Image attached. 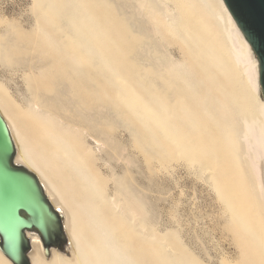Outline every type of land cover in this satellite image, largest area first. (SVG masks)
Listing matches in <instances>:
<instances>
[{"label":"rangeland","instance_id":"obj_1","mask_svg":"<svg viewBox=\"0 0 264 264\" xmlns=\"http://www.w3.org/2000/svg\"><path fill=\"white\" fill-rule=\"evenodd\" d=\"M53 1L58 7L56 11L73 24L68 36L73 39L76 35H80L92 46H98L104 56L100 64L101 99L104 106L101 107L103 113H101V123H98L103 133H101L102 141L96 143L89 137L88 145L103 156V159L108 160L107 163L112 169L106 174H114L119 182H125L135 201H141L140 203L145 206L147 250L138 257L139 262L144 264L158 262L154 251L157 247L165 254L168 263L264 264V262L254 261L255 255L252 253L253 246H251L254 237L249 231L256 230V218L262 221V200L256 197L257 191L254 186L249 188L254 180L250 171L246 172L248 169L243 158L239 163L242 175L231 179L228 185L218 182L217 169L223 168L226 162H230L232 166L236 164L235 160L232 161L229 158L228 153L234 146V140L222 137L220 131L223 127H229L230 121L225 118L218 124L207 123L205 118L201 117L204 115H201L204 113L201 111L204 110L205 98L217 95L218 91L214 89V82L205 75V70L213 68V66L209 68L205 66L206 58L198 57L194 64L191 63V60L195 58L190 55L192 46L198 43L200 46L204 43L214 46L216 52L213 54L220 62L221 69L216 70L217 76L228 89L236 90L243 84V90H249L244 84L242 67L233 61L232 52L228 47L229 42L222 29L224 23L211 14L217 2L210 1L209 5L208 0H153L158 9L151 12L148 9L149 3L154 4L151 0H147L140 7V4H137L140 1L137 0ZM160 3H164V6L158 5ZM37 6L38 2L35 0H0V23L2 24L0 26L3 29L9 28L13 32L9 37L10 43L17 52L15 66H26V68L32 66L36 74H42L41 71H47L49 68L40 52L42 44L38 38L41 32L37 28L35 15ZM159 9H164L167 15L166 21L175 17L179 36L171 35L166 31L162 25L164 14ZM61 15H53V17L60 19ZM195 20L203 26L208 25L209 28L202 36H193V38L189 32ZM184 25L187 26L185 29ZM180 36H183V39ZM90 50L89 48L86 53L88 54ZM156 55L161 59L156 58ZM177 62L180 65H177ZM153 68L159 73L156 75L152 73L155 80L152 90L149 87L147 74ZM167 68H173V72L169 71L166 74ZM162 72L166 75L165 82L167 79L170 81L171 78H176L182 82L185 96L188 94L194 97L193 101H190L189 97L185 100L195 104L190 113L188 109V117L187 114L179 120L173 117L165 120L160 117L164 113L162 108L174 97L173 94L167 95L168 92L171 94L167 86V89H164ZM52 74L55 73L52 72ZM51 79H55V83ZM23 80L22 71L5 69L4 65L0 64V82L11 94L16 92L15 95L18 98L26 97ZM70 80L72 79L58 73L50 78L49 81L55 84V91L48 101L69 117L74 114L85 116L90 109L87 107L85 109V104L82 105L83 102L74 94L71 86L73 81ZM245 92L248 93V91ZM198 97L203 98L204 101L200 100L203 103ZM261 97L263 98L262 94ZM76 98L79 99L75 100ZM152 99L161 105L156 103V107L160 109L156 108L155 113L147 108V103L149 100L153 102ZM113 100L131 101L134 105V117L142 119L147 124L148 144L143 150H147L145 153L142 151L141 142L137 140L138 134L130 135L125 129L122 117L118 115L121 114V110H115L117 113L112 111L109 105ZM173 100L176 99L173 98ZM6 108L13 117L12 107L6 106ZM17 108L20 107L17 106L14 110L16 111ZM198 111L201 113L199 114ZM193 112L195 114L191 116ZM215 112L218 111L215 110ZM169 123L171 127L167 133L165 126ZM107 124L113 128H109ZM37 125L30 123L29 128L36 133ZM210 138L212 140H208ZM238 148L240 151L241 147ZM224 150L226 152H223ZM201 161L208 162L207 169L201 170ZM243 225H249V232L243 229ZM160 241L163 242L161 245ZM131 245L132 249L136 247L135 242ZM36 264H43L42 259L38 258Z\"/></svg>","mask_w":264,"mask_h":264},{"label":"bare ground","instance_id":"obj_2","mask_svg":"<svg viewBox=\"0 0 264 264\" xmlns=\"http://www.w3.org/2000/svg\"><path fill=\"white\" fill-rule=\"evenodd\" d=\"M36 1L38 2L37 9H35L37 28L41 32L38 39L40 44H42H39L40 52L43 54V59L47 61L49 70H47L48 72L41 71L42 74H36L32 66H27V68L26 66H15L17 64L15 63L17 52L10 43L9 37L13 32L9 28L3 29L0 26V64L4 65L5 69L10 68L15 69L17 72L19 70L22 71L26 88V97H22V99L16 97V92L11 94L6 86L0 82V110L8 122L15 139L17 147L15 161L17 164L26 166L39 176L49 199L64 215L65 231L69 244L64 251L52 248L51 256L46 258L41 238L37 234L29 232L28 234L32 241V251L29 256L32 264H36L38 258L42 259L43 264H144V262H139L138 257L147 250L145 243L148 239L146 236L147 231L145 230V206L140 203L141 201H135L125 182H119L114 174H106L112 169L107 163L108 160L103 159V156L96 153L88 145L89 137L93 138L96 143L102 141V129L101 126H98V123H101V115L103 114L101 111L103 102L101 99L102 88L100 87L102 73L100 64L104 56L98 46H92L89 41L80 35H76L73 39L68 36L73 24L56 11L58 7L53 0ZM137 1H140L137 3L140 4V7L147 0ZM210 1L217 2V6L212 9L213 12L211 14L224 23V25L222 24L224 26H222V29H224L229 42L228 47H230L232 52L233 61L242 67L244 76L241 75L244 77V84L248 87L246 89L249 90H245L248 93L245 92L242 88L244 87L243 84L239 85L236 90L228 89L221 78L217 76L218 72L216 70L219 71L220 62L215 58L216 55L213 54L216 52L215 47L206 43L203 46H200L199 43L195 44L190 50V55L195 58L190 62H196L198 57L206 58L204 60L205 66L207 68L213 66V68H209V71L205 70V75L214 82V89L218 91L217 95H211L208 99L206 97L205 101L203 98L198 97L199 101L201 99L204 101V110L201 111L204 113L198 112L201 115L204 114L201 117H204L207 123L216 122L218 124L219 121L225 118L230 121V126L223 127L220 131L222 137L234 140V146L228 153L229 158L232 161L235 160L236 164L232 166L230 162H226L223 168L217 169V180L219 183L228 185L231 179L239 177L240 174L242 175L239 163L241 158L245 159L244 163H246L248 169L245 171H250L254 180L253 185H251L252 183L249 184V186L251 185L249 188L251 189L254 186L257 191L255 192L257 193L256 197L262 200L263 218L261 222L257 218L255 219L256 230H249V225H243L242 227L246 232L250 231V233H253L252 236L254 238L252 237L253 241L250 242L252 243L251 246H253L252 253L255 255L254 261L264 262V99L261 97L262 91L259 82V60L227 8L225 1L208 0L209 5ZM149 4L150 7L148 9L151 12L158 9L155 2L154 4ZM163 4L160 3L158 5ZM165 7L163 8L165 9ZM164 9H159L164 14L162 15V20L164 21L162 25L169 34L179 36V29L176 26L178 23L175 21V17L166 21L167 15ZM185 12L184 14H186ZM53 15L61 16L60 19H55ZM0 25L2 24L0 23ZM183 27L185 29L187 26L184 25ZM208 28V25L203 26L202 23L195 20L191 24L189 33L192 37H200ZM180 37L183 39V36ZM89 48L91 50L87 54L86 52ZM156 58L161 59L158 56ZM157 62L159 63V61ZM177 65H180V63L177 62ZM154 68L147 74L149 87L152 90L155 83V80H153L154 74L159 73ZM173 68H167L165 73L173 72ZM161 69L163 68L161 67ZM50 71L72 79L70 81H73V84L71 83L73 92L83 102L82 105L85 104V109L86 107L90 109L89 113L85 114V116L74 114L69 117L62 114L61 110L56 108V105L48 101L51 94L55 91V84L49 81L55 74H52V72L50 74ZM162 73L161 78L165 82L166 75H164V72ZM48 75L49 77H47ZM55 79H51V81L54 82ZM58 85H56L57 88ZM164 85V89L168 88V91L171 92V94H168V92L167 95L173 94V98L178 99V103L173 98H171L172 100L169 98L171 101L167 105L164 104L165 106L162 108L164 113L160 117L165 120L170 117L179 120L186 114L188 117V109H190V113L194 109L195 104L185 100L186 97H189L190 101H193L194 97L188 94L185 96L182 82H179L176 78H171L170 81L167 79ZM187 86L191 87L190 85ZM194 94L196 95V93ZM200 96L202 97V95ZM166 97L168 99V96ZM203 101L200 102L203 103ZM110 103L108 105L113 109V112L117 113L118 109L121 110V114L118 115L122 117L127 132L130 135L138 134L137 140L141 142L142 151L146 149L145 145L148 144V126L142 119L134 117V105L132 102L113 100ZM156 103L158 102L155 100L153 102L149 100L147 108L150 112L155 113V109H158ZM158 105L161 106L159 103ZM200 105L202 107V104ZM6 106L12 107L13 117L8 113L9 110ZM17 106L20 108L15 111L14 109ZM215 110L218 112H215ZM194 114L193 112L191 116H194ZM156 115L158 116L159 114ZM239 121H241V125L238 126ZM30 123L38 124L36 133L29 128ZM108 127L113 128L111 125H108ZM165 127L167 133H169L170 123ZM238 147H241L240 151ZM146 151L143 152L145 153ZM223 152H226V150ZM225 161L227 160L225 159ZM206 163L208 162H202V165H200L202 166L201 170L207 169L208 165ZM248 180L251 181L250 179ZM162 241H160V245L163 243ZM134 242L136 247L132 249L131 244ZM154 251L156 257H158V262L150 264H175L166 262V256L159 248H154ZM0 264H13L1 249Z\"/></svg>","mask_w":264,"mask_h":264},{"label":"water","instance_id":"obj_3","mask_svg":"<svg viewBox=\"0 0 264 264\" xmlns=\"http://www.w3.org/2000/svg\"><path fill=\"white\" fill-rule=\"evenodd\" d=\"M259 60L264 98V0H224ZM17 147L0 111V249L13 264H32L29 232L43 242L44 255L69 244L64 215L49 199L39 176L17 164Z\"/></svg>","mask_w":264,"mask_h":264}]
</instances>
